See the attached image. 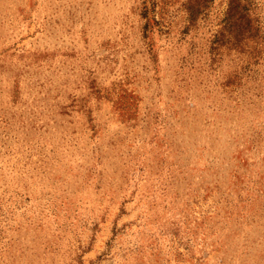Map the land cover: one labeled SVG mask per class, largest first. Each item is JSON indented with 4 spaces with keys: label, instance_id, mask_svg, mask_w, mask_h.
Returning a JSON list of instances; mask_svg holds the SVG:
<instances>
[{
    "label": "rangeland",
    "instance_id": "rangeland-1",
    "mask_svg": "<svg viewBox=\"0 0 264 264\" xmlns=\"http://www.w3.org/2000/svg\"><path fill=\"white\" fill-rule=\"evenodd\" d=\"M0 264H264V0H0Z\"/></svg>",
    "mask_w": 264,
    "mask_h": 264
}]
</instances>
